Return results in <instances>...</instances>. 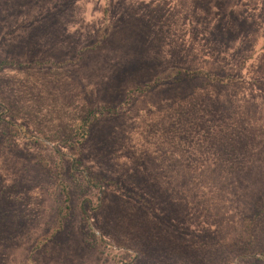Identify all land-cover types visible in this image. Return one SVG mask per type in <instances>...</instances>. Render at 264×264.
Instances as JSON below:
<instances>
[{"label": "rangeland", "instance_id": "1", "mask_svg": "<svg viewBox=\"0 0 264 264\" xmlns=\"http://www.w3.org/2000/svg\"><path fill=\"white\" fill-rule=\"evenodd\" d=\"M29 4L54 30L0 31V264H264V0Z\"/></svg>", "mask_w": 264, "mask_h": 264}, {"label": "crops", "instance_id": "2", "mask_svg": "<svg viewBox=\"0 0 264 264\" xmlns=\"http://www.w3.org/2000/svg\"><path fill=\"white\" fill-rule=\"evenodd\" d=\"M12 0H3V6L0 7V14L2 15V17H0V23H2V26L0 27V31L1 29L3 30H7L5 28L8 27V29H12L17 30L20 28H23L24 30L21 33H17L19 37H15V39H18L17 42H15V44H18L17 46H26V43L29 42L27 47H30L29 45H32V42L34 43V39H36L37 37V32L39 31V33H44L45 31H53V23L51 21H49L48 25L45 26H40V27H35L36 25H32L31 23L34 22V18L33 16H31L32 14V10L30 9V7L26 8L27 4H29V0H17L16 2L18 3V5L16 7H14L13 9H11V11H7L5 9V5L11 4ZM30 6V4H29ZM18 12V14H16ZM9 13H13L15 15L14 19L9 21L7 24L5 22V14H9ZM27 16V17H26ZM15 24H14V23ZM12 23L14 24L12 26ZM11 26V27H10ZM10 27V28H9ZM40 36V34H39ZM2 36H0L1 38ZM21 40V41H20ZM91 48V49H90ZM90 48H87L88 51L93 50L94 47L92 48L90 46ZM21 50H24L25 48L20 47ZM20 50V51H21ZM95 50V49H94ZM19 51V53H21Z\"/></svg>", "mask_w": 264, "mask_h": 264}, {"label": "trees", "instance_id": "3", "mask_svg": "<svg viewBox=\"0 0 264 264\" xmlns=\"http://www.w3.org/2000/svg\"><path fill=\"white\" fill-rule=\"evenodd\" d=\"M2 67H3V64H0V70ZM178 74H179V77H181L183 75V72L179 70ZM192 74L201 75L212 83H217V84H221V85L231 83V81L229 79L220 78V77L215 76V75H209V74H206L204 72H195V73L193 72ZM100 116H101L100 110H93L92 109V110H89L80 119V121L77 124V128L75 129L76 137H77L76 143L78 145L81 146L86 142V140L90 134L91 127L93 126V124L95 122H97V120H99ZM22 133H23V131H22ZM73 164H77V162L73 161ZM253 226H254V219L253 218L247 219L245 221V223H244L245 236H248L250 238L253 237V231H254ZM227 247H234V245L233 246H225L224 248H227ZM258 255L259 256H258L257 260L264 263V249H260Z\"/></svg>", "mask_w": 264, "mask_h": 264}]
</instances>
